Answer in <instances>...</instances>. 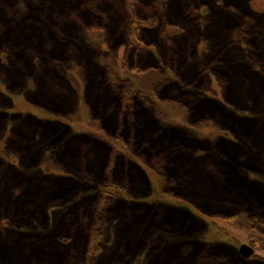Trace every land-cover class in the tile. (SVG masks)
Returning <instances> with one entry per match:
<instances>
[{"label":"rangeland","instance_id":"rangeland-1","mask_svg":"<svg viewBox=\"0 0 264 264\" xmlns=\"http://www.w3.org/2000/svg\"><path fill=\"white\" fill-rule=\"evenodd\" d=\"M7 22L0 113L23 118L0 119V249L11 246L0 264H250L233 252L250 244V215L240 210L250 208L256 187L237 167H264V0H0L1 35ZM13 39L30 41L10 68L16 90L4 85ZM28 55L40 64L38 89L21 77L29 68L18 63ZM28 114L71 130L53 143L59 130L45 132L49 126ZM102 117L123 139L106 131L120 143L117 159L110 143L72 138L97 132ZM170 126L185 138L173 152ZM148 127L156 142L139 146ZM130 138L131 152L123 146ZM209 145L216 149H201ZM108 176L128 189L99 212ZM230 211L235 222L213 217ZM106 217L103 249L88 247L93 225ZM42 232L52 246L26 237ZM254 247L264 257V242Z\"/></svg>","mask_w":264,"mask_h":264},{"label":"trees","instance_id":"trees-1","mask_svg":"<svg viewBox=\"0 0 264 264\" xmlns=\"http://www.w3.org/2000/svg\"><path fill=\"white\" fill-rule=\"evenodd\" d=\"M33 8L34 7H32V9ZM28 14H31V12H29ZM22 25H24V24H22ZM25 25H28V23H26ZM35 25L36 24H35L34 21H30L28 27L34 28ZM5 27H7V30L4 29L5 32L2 35L0 33V36L2 37L1 38L2 40H5L9 36V34H10V33L8 34V32H7L9 30L8 22L5 25ZM136 33H137V31H136ZM33 38L36 39L37 37L36 36H33ZM16 40L13 39V40L7 41L8 42L7 45L10 46V48H9L10 50H6L5 51L6 53L8 52L7 54L9 56V60H10L8 64L5 63L6 65H4V68L7 70V75L4 72V75L6 76V78H4V82H5L4 85L5 86L7 85L8 88H10V87L13 88L14 85L17 86V82H16V79H15L14 75L12 76L10 74V68H13L16 65L15 63L17 61V56L20 57V55L22 53H25V52L28 53V49H27L28 46H27V44H29V42H30L28 40H26L27 42H25V41H19V40H18V42H16ZM11 46H13V47L11 48ZM226 49L229 50L228 48H226ZM15 56H16V59H15ZM18 64L19 65H22V66H28V68H29L28 70H25L23 72V74L21 75V77L24 78V77L30 75L32 78L35 79L36 84H37V78L40 76V74H38V72H39L38 67H40V64L38 65L36 62H35V64H32V59L29 57V55L27 56V59L24 58V57L23 58H20V62ZM125 66H127V65L122 66V70H124V71L126 69ZM44 68H45V66H44ZM46 69L48 71H50L51 67L49 66ZM133 71H135V72H133V74H136L137 73L136 72L137 71L136 69H133ZM31 74H33V75H31ZM51 74L54 75L55 72L54 71H51ZM114 74H115V76H118L115 72H114ZM39 79H40V77H39ZM117 79H118V77H117ZM129 81H131V80L129 79ZM17 88H18V86L16 88H14V90H16ZM37 89H38V84H37ZM23 92L25 93L26 92V89H23L22 90V93ZM38 92L41 93V89H39ZM123 92H126L129 98H130V96L132 94L133 95L134 94L136 95V90H135V87H133V86H129ZM142 100H143V103H145L148 106H151L149 104L150 102L147 101L145 99V97H143ZM165 102H169V101L165 100ZM187 104H189V103H187ZM128 107L132 108L130 105ZM40 109H42V108H40ZM42 110H44L45 112H47L45 109H42ZM22 115H23L22 113L8 111V112H5V113L4 112L3 113H0V119H1L2 122L3 121L5 122V120H7L8 118H12L13 120L18 121L19 118H23ZM28 115L35 120V122H32V123H34L35 126H37V127L38 126H42V125L49 126V128H47L45 130V132H47V130L50 129V128H55V129H58L59 130V134L55 137V139H53V143H56L57 141L58 142H62L63 139H64V137L71 130V128L69 126L65 125L62 122L53 121V120L44 121V120H42V118H38L37 116H35L33 114H28ZM4 125H5V123L3 124V128H4ZM110 129H111V126L109 125V122L106 121V118L102 117V126H101V129H98L97 132H95V133H93V132L92 133L91 132L90 133L89 132L76 133L75 136H73L72 138L75 141L76 140H80V141H82L85 144L94 143L97 146H101V144L108 145L107 143H110L111 144L110 147H107L106 149H108V152H110V154L112 155V157L114 159H117V156L119 155L118 153L121 154L122 152L118 148V145H116V143H119V141L118 140H115V139H119L120 141H122L123 139L121 137H119V136H114L116 134V130L115 129H113V133L110 135V133H109V130ZM169 130H170L169 133L171 134L170 135V139H169V136L167 138L172 143V145L170 147L172 148V152H173L175 149H177V145H182L184 143L183 139L185 140V138H184V135L180 133L181 129L179 127H177V126H170L169 127ZM40 131H41V129L37 130L36 133L37 132H40ZM106 131L108 132V134L111 137H113L115 139H112V138L109 139L108 134H107ZM45 132L43 131V134H44L43 140L47 138ZM78 134H83L84 137H81ZM163 135H165V134H163ZM36 136H37V134L35 135V138H36ZM12 138H14V137H12ZM144 138L145 139L143 141L138 142V145L139 146L144 145V147H146L147 146L146 144L149 143L148 140H152V141L156 142V140L154 139V135H153V129H151V127L150 128L148 127V129H147V136H145ZM175 139L177 141H176V144L173 145V140H175ZM98 142L101 143V144H99ZM200 142H197V144H199ZM53 143H49V145H51ZM3 144H4V142H3ZM113 145L115 147L116 152H114L112 150L113 149ZM123 146H124L125 150H127V151H130L131 152L132 149H133V151H135V138H130L129 142L124 143ZM213 148H215V147H212V146L209 145L208 147H205V148L202 147L201 149H203L204 151H207V150H210V149H213ZM141 154L142 153H139V152L137 153V155H141ZM224 154L225 155H229L231 159H233L234 161L235 160L237 161V158L235 156H233V154L231 152L225 151ZM156 158H157V160H161V157L160 156H157ZM154 161H155V159H154ZM148 164L150 165L149 167H151L152 169L155 166L152 163H148ZM10 166H12V165H10ZM237 166L238 165L236 164V167ZM237 169L240 170V172H243L244 173L243 180H244V184L245 185H248V186H251V187H256V190H253L252 195L247 196L248 199L251 202H253L252 205H250V208L248 210L241 209L240 212L241 211H244L245 212V215H247V217L250 215L249 222H248V225H247V231H248V235H249V240H252V239L258 240L263 235L262 234L261 227H262L263 222H264V204L261 205L259 203L260 205L258 207H256V204H258V203H255L254 204V202H257L255 200L256 198L259 199V200H261L262 202L264 200V181L262 182V181H259L258 179L253 178L252 177V174H260L263 177L262 179L264 180V167H263V169H259L258 167L253 166V165L240 164L237 167ZM91 175H92V177H94V179L98 180L96 178V175L93 172L91 173ZM121 175H123V174H121ZM7 180H9V179H7ZM169 181H170L169 182V187L170 188H172L174 186V184H175L174 182H177L176 179H175V177H173V176H170ZM77 182H79L81 184H84V182L86 183V181H82V180H79ZM2 186L3 185H0V188ZM104 186L105 187H102L101 188V191H100L101 204H102L103 207H101L99 209V212H105L106 209L107 210L114 209L113 206H111L112 204L111 205L108 204V202H109L108 198L110 199V201H112V200L114 201L113 197H115V198L119 197L120 196V193H121V190L120 189L123 190V188H127L126 186H128V184L118 185L117 182H115L114 179L111 176H108L106 178V180H105ZM162 194L165 195V196H171L172 192H169V195H168V194H165L162 191ZM17 208L20 209L19 206H17ZM11 209H13V208H11ZM19 209H17L18 212H19ZM221 214H223V215L216 214L213 217H215L216 219H220V220H223V221H227V222H230V221L231 222H235L236 221V218H237V215H238V214H236V211H230V214L227 215V216L224 215L225 213H221ZM18 219H21V218H18ZM108 223L109 222H108L107 217H106L105 220H103L101 222H97L95 225H93L94 227H93L92 231L90 232V234H92L91 235V239L93 238L92 239L93 242H91L90 244H88V247H92L93 246V248H96V250L102 248L101 241L103 239L104 230H105L106 226L108 225ZM126 229L128 230V227ZM126 229H123V231H127ZM42 233L44 235L43 236H39V238L38 237L29 236V235H26V234H23V235H26L27 238L35 239L36 241L37 240H39V241L40 240L49 241V244H47V245L52 246L53 245L52 239L51 238L49 239V237L46 236V235H48L47 233H44V232H42ZM20 239H21V237L19 239H17V241L19 242ZM14 244H17V242H15ZM6 246H7L6 250L3 249V248H2V250L0 249V253H2V254L5 253L11 247L8 244H6ZM233 253L236 255V258H238L239 260H242L243 263L260 264L257 261H252V260H249V259L248 260L242 259L238 255L237 250H234ZM91 256H92V254H91ZM44 260H46V258ZM235 262H237V261H235Z\"/></svg>","mask_w":264,"mask_h":264},{"label":"flooded vegetation","instance_id":"flooded-vegetation-1","mask_svg":"<svg viewBox=\"0 0 264 264\" xmlns=\"http://www.w3.org/2000/svg\"><path fill=\"white\" fill-rule=\"evenodd\" d=\"M261 230H262V234L263 235L258 240H256V239L249 240V235H248V240L250 241L249 246L251 248H253V250H254V252L250 256L244 257L241 253H239V249L237 250L238 255L242 259H245V260H248L249 259V260H252V261H257L260 264H264V257H261L260 255H258L256 253V250H255V247H254V246H260V247H262V245H263V242H264V222H263V225L261 227Z\"/></svg>","mask_w":264,"mask_h":264},{"label":"water","instance_id":"water-1","mask_svg":"<svg viewBox=\"0 0 264 264\" xmlns=\"http://www.w3.org/2000/svg\"><path fill=\"white\" fill-rule=\"evenodd\" d=\"M253 252V248H251L248 244H242L239 248V253H241L244 257L250 256Z\"/></svg>","mask_w":264,"mask_h":264}]
</instances>
